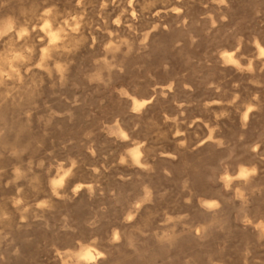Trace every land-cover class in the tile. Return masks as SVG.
Masks as SVG:
<instances>
[{
  "label": "rangeland",
  "instance_id": "374dc122",
  "mask_svg": "<svg viewBox=\"0 0 264 264\" xmlns=\"http://www.w3.org/2000/svg\"><path fill=\"white\" fill-rule=\"evenodd\" d=\"M258 41L264 0H0V264H264Z\"/></svg>",
  "mask_w": 264,
  "mask_h": 264
},
{
  "label": "bare ground",
  "instance_id": "6f19581e",
  "mask_svg": "<svg viewBox=\"0 0 264 264\" xmlns=\"http://www.w3.org/2000/svg\"><path fill=\"white\" fill-rule=\"evenodd\" d=\"M37 3L38 2H36V5H37ZM80 3V2H79ZM87 5V4H86ZM35 7V6H34ZM26 9V8H25ZM33 9V8H32ZM36 9V8H35ZM52 9V8H51ZM47 13H49V10H46V12H45V15L43 16V18H44V25L42 24V26H43V31L45 32V34L48 36V38H49V41H48V43H49V46L48 47H46L45 45V47H44V49L42 50V57H40V58H42L41 59V61L43 60V63L41 62V64L42 65H44L45 67H47V69H50L49 68V66H48V59L52 56L51 54V50L52 49H58V48H61V47H64L66 44H65V42H67V41H65V39H64V34H62L63 33V31H64V29L60 26V27H58V28H56L55 26H53V24H52V21H51V18H50V15L49 14H47ZM35 15V14H34ZM53 17H54V15H53ZM56 17V16H55ZM9 18V17H8ZM35 18V17H34ZM12 19V18H11ZM30 22V21H29ZM9 25L8 26H11V27H15L14 26V23L11 21V22H9L8 23ZM35 24H37V23H35ZM21 26V25H20ZM36 27V26H35ZM34 27V28H35ZM20 28V27H19ZM29 28H30V25H29ZM77 28V30H78V27H76ZM18 30V29H17ZM19 31V30H18ZM24 31H27V29L26 28H22V29H20V31L18 32L19 33V36H22V35H24ZM75 31V30H74ZM42 32V31H41ZM67 32V31H66ZM70 32V31H69ZM72 32V31H71ZM23 33V34H22ZM75 33V32H74ZM73 33V34H74ZM27 34H28V32H27ZM45 36V35H44ZM11 37V36H10ZM35 37V36H34ZM14 38H15V36H14ZM17 38V37H16ZM21 38V37H20ZM47 38V39H48ZM79 38V37H78ZM77 38V39H78ZM81 38V37H80ZM6 39V38H5ZM4 39V40H5ZM22 39V38H21ZM77 39H76V41H77ZM82 39V38H81ZM11 40H12V38H11ZM36 41V40H35ZM3 43H5V42H3ZM7 43V42H6ZM47 43V44H48ZM70 44H72L71 42H70ZM69 44V45H70ZM14 45V44H13ZM24 45L25 46H28V47H31V48H34V47H32L33 46V37L32 36H30V37H28V38H26V40L24 41ZM67 46V45H66ZM256 46H257V49H258V51H259V53L261 54V55H263L264 54V46H262L261 45V43H259V41L258 42H256ZM14 47V46H13ZM27 47V48H28ZM42 47V46H41ZM68 47V46H67ZM70 47V46H69ZM62 49V48H61ZM13 50V49H12ZM11 50V51H12ZM29 50V49H28ZM31 50V49H30ZM65 50V49H64ZM10 51V50H9ZM34 51V50H33ZM16 52V51H15ZM18 52V51H17ZM63 52V51H62ZM6 53V52H5ZM9 53V52H8ZM23 53V52H22ZM21 53V55H19V57H24V55ZM59 53V52H58ZM61 53V52H60ZM16 54V53H15ZM30 54V53H29ZM226 54V53H225ZM2 55V54H1ZM227 57L228 58H230L232 61H235V63H236V57H235V53L233 52V51H229V52H227ZM27 56V55H26ZM32 56V55H31ZM61 56V55H60ZM62 57V56H61ZM33 58V57H32ZM0 83H2L3 82V80H4V74L3 73H5L4 72V66L5 65H7L8 63H10L11 64V61H10V57L9 56H2V57H0ZM25 59H26V57H25ZM29 59V58H28ZM51 59V58H50ZM14 60V59H13ZM15 60H16V57H15ZM29 60H31V59H29ZM29 60H27V61H29ZM21 61V60H20ZM30 62V61H29ZM22 63H24V62H22ZM14 64V63H13ZM34 64V63H33ZM39 65H40V62H39ZM63 65V64H62ZM9 66H11V65H9ZM13 66V65H12ZM37 66V65H36ZM59 66H60V64H59ZM8 67V66H7ZM18 67V66H17ZM33 67V66H32ZM11 69H12V67H10ZM21 68V67H20ZM42 68V67H41ZM58 68V67H57ZM30 69V68H29ZM51 70V69H50ZM49 70V71H50ZM48 71V72H49ZM6 73H7V71H6ZM12 73V72H11ZM10 73V74H11ZM13 73H15V72H13ZM17 73V72H16ZM51 74V73H50ZM17 75H18V73H17ZM8 76V75H7ZM7 76H6V78H7ZM9 77H10V75H9ZM12 77V76H11ZM26 77H28V76H26ZM20 79H22V78H20ZM34 81V80H33ZM43 82V81H42ZM15 85V84H14ZM18 87V86H17ZM18 89V88H17ZM14 91H16V90H14ZM26 92V91H25ZM24 92V93H25ZM9 93V92H8ZM19 95V94H18ZM22 97V96H21ZM133 99V105H134V108H138L139 106H143V105H145L146 103H148V102H150V100L149 99H138V98H136V97H132ZM22 100V99H21ZM7 109V108H6ZM248 109H249V111L247 112V114L251 111V109H252V107L251 106H249L248 107ZM1 110V109H0ZM8 110V109H7ZM3 111V110H2ZM5 112V111H4ZM246 118V117H245ZM13 125V124H12ZM124 131V130H123ZM122 135L124 136V134L122 133ZM16 137V136H15ZM16 145V144H15ZM15 149V148H14ZM132 151H131V153H132V159L134 158L135 159V162L136 163H139L140 164V162H141V156H142V150H141V148H140V146H136V147H134L133 149H131ZM17 151V150H16ZM130 153V154H131ZM142 161H143V159H142ZM4 163V162H3ZM6 165V164H5ZM141 165V164H140ZM15 169V168H14ZM3 171V170H2ZM67 171V170H66ZM69 171V170H68ZM72 171V170H71ZM249 171V169H247L246 167H242L241 169H240V171H239V176L240 177H246L247 176V172ZM18 172V171H17ZM16 173V172H15ZM2 175V174H1ZM16 175H18L17 173H16ZM25 175V174H24ZM230 175V174H229ZM238 177V176H237ZM14 178H15V176H14ZM64 179H65V175H63L59 180H56L55 182H54V186H53V191L55 192V193H58V191H57V188H56V185L58 184L59 185V183L60 182H63L64 181ZM249 179V178H248ZM83 184V183H82ZM29 185V184H28ZM89 185V184H88ZM45 204V203H44ZM49 209V208H48ZM52 209V208H51ZM28 210V209H27ZM3 211H4V209H3ZM3 211H2V213H3ZM1 212V211H0ZM1 215L2 214H0V221L1 222H5V220L6 219H4L3 217H1ZM212 217H213V214H212ZM24 218V217H23ZM215 219V218H214ZM211 222V221H210ZM213 222V221H212ZM204 226V225H203ZM202 226V227H203ZM207 226V224L205 225V227ZM208 227V226H207ZM206 227V228H207ZM206 228H205V230H206ZM203 229V228H202ZM205 230H203L204 232H205ZM199 232V231H198ZM176 234V233H175ZM174 234V235H175ZM262 234V233H261ZM165 235V234H164ZM162 237V236H161ZM165 237V236H164ZM167 237V239H169V241H171L170 240V238L172 237V235H168V236H166ZM176 237H179L178 235H176ZM175 237V238H176ZM114 238H115V236H114ZM116 239V238H115ZM172 239H173V237H172ZM161 242H162V240H161ZM134 254V253H133ZM104 256V253L102 252V251H100L99 249H97L94 245H92V244H89L88 246H86V247H83L80 251H79V253H78V260L77 261H73V259H71V260H68V261H66V264H81V263H83V262H92V261H96L98 258H100V257H103ZM63 261V260H62Z\"/></svg>",
  "mask_w": 264,
  "mask_h": 264
}]
</instances>
